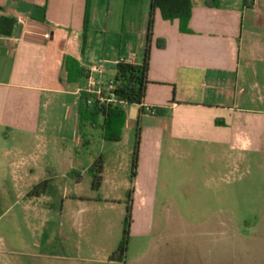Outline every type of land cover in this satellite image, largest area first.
<instances>
[{"label": "crops", "instance_id": "1", "mask_svg": "<svg viewBox=\"0 0 264 264\" xmlns=\"http://www.w3.org/2000/svg\"><path fill=\"white\" fill-rule=\"evenodd\" d=\"M86 2L0 0V19L13 21V26L9 23L3 27L5 34L0 33V133L25 137L19 154L24 146L30 153L49 152V129L56 122L62 129L61 118L68 117L64 109L67 101L71 105L69 118L74 136L80 129L78 104L86 97L87 76L70 83L65 72L67 57L77 60L86 72L91 66L100 65L105 77L114 74L120 59L143 62L151 0H123L121 11L119 0H91L85 32ZM192 4L189 33L181 32L178 20L166 21L159 10L155 13L144 103L156 108L158 114H142L137 106L138 117L131 121L126 111L122 140L118 142L130 139L131 134H135L136 142L139 126L136 178L131 182L129 176L120 174V166L131 170L134 148L127 152L123 164L119 162L118 169L111 157L104 156L101 188L89 196V201L94 202V195H101L102 200L114 206V201L126 202L132 190V234L143 235L153 228L159 197L167 194L170 198L174 181L170 175L175 165L183 163L191 169L187 174L192 184L186 189L191 194L197 190L194 185H199L193 169H198L206 157L217 171L210 178H203L202 190L211 183L219 188L224 182L222 169H234L243 160L237 153L264 152V0H192ZM113 32L132 40L119 49H104L98 54L96 39ZM158 40L165 41L164 48L157 46ZM60 101L64 103L59 104ZM61 107L63 114L59 113ZM31 141L33 147L27 145ZM81 143L77 136L70 155L77 154L75 150ZM14 149H7L6 158ZM95 160L83 168L75 160L65 161L60 175L69 178L72 172H80L79 180L71 178L78 186L85 176H91L87 171ZM15 166L16 162L0 161V200L11 196L13 190L17 199L24 200L28 194L16 186L23 181L24 173ZM216 190L215 199L232 198L231 191L223 194ZM83 199L81 194H75L70 202L87 204L88 200ZM69 229L70 225L61 223L59 236ZM204 231L218 229L205 227ZM56 244L53 254H46L35 263L24 258L28 257L27 252L19 254L7 243L1 244L0 264H71L72 253L81 248L97 249L102 254L94 259L97 264H128L127 257L111 261L108 252L99 250L98 242L77 245L67 238ZM183 245L188 248L189 241ZM153 247L154 243H150L148 251L131 264L153 260L149 256Z\"/></svg>", "mask_w": 264, "mask_h": 264}, {"label": "rangeland", "instance_id": "2", "mask_svg": "<svg viewBox=\"0 0 264 264\" xmlns=\"http://www.w3.org/2000/svg\"><path fill=\"white\" fill-rule=\"evenodd\" d=\"M119 4L121 11L123 0H119ZM114 32L102 34L96 39L94 46L98 54H102L104 49H119L122 44L132 40ZM67 104L68 107L64 109H67L68 117L61 118L62 129L58 122L49 129L47 145L50 147L47 153H30L32 151L24 146L19 154L25 137L13 132L0 133V161L16 162L18 168L14 169L24 173L21 174L23 181L16 186L28 193L27 199L26 196L24 200L17 199V193L13 190L11 196L0 200V245L7 243L19 254L27 252L28 257L24 258L30 263L41 260L46 254H53L60 239L68 238L76 244L98 242L99 250L108 252L111 257L123 238L127 200L114 201L115 205L112 206V202L106 203L101 195L95 194L94 202H90L89 196L93 191L91 176H85L77 186L70 176L60 175V166L65 161L75 160L83 168L92 159L102 157L104 160L106 156L113 159L118 169L127 160V152L134 148L135 134H131L130 139L126 137L120 144L105 142L102 128L86 122L74 136V125L70 124L69 118L71 105L69 101ZM87 108L85 99L80 100L78 111L83 112ZM65 110L61 107L59 113L63 114ZM126 111L131 121L136 120V105L127 106ZM77 136L82 143L75 150L77 154L72 152L70 155ZM28 144L34 145L32 141ZM7 149H14V154L8 158ZM237 155L243 160L234 169H222L224 182L219 184V188L211 183L209 188L202 190L205 179L213 176L217 169L208 157L200 161V167L193 169L199 185H194L197 190L191 194L186 191L192 184L187 174L191 169L183 163L175 165L170 175L174 180L170 198L166 197L167 194L159 197L153 228L143 235L129 234L128 264L148 251L150 243L155 245L149 255L157 262L155 264H264V152ZM120 174L130 178L131 170H123V166H120ZM163 176L164 172L161 178ZM216 189L223 194L231 191L232 198L215 199ZM75 194H81L83 200H88L85 201L87 204H71L70 199ZM61 223L70 225L69 232L63 231L62 237L59 236ZM205 227L218 231L205 232ZM185 230L189 232V238ZM187 241L188 248L183 245ZM48 242L51 244L47 245ZM100 257L102 254L97 249L81 248L72 253L71 264H97L94 259ZM153 260L145 264H152Z\"/></svg>", "mask_w": 264, "mask_h": 264}, {"label": "trees", "instance_id": "3", "mask_svg": "<svg viewBox=\"0 0 264 264\" xmlns=\"http://www.w3.org/2000/svg\"><path fill=\"white\" fill-rule=\"evenodd\" d=\"M192 9V0H151L145 36L143 62L141 64L119 62L114 68V74L110 76L118 84L117 91L115 92L116 97L125 101L127 106L136 105L140 108L142 113L141 106L144 103L147 86L149 84L148 72L156 11L159 10L163 19L166 21L178 20L180 22L181 32L189 33L190 30L188 28V23L191 18ZM90 13L91 0H87L84 21L85 32L88 30ZM9 23L13 26L12 20L4 17L0 19L1 34H5L3 27ZM157 46L159 48H164L165 41L158 40ZM65 72L67 73V80L70 83L77 82L80 78L86 75V71L81 67L79 62L71 57H67L65 60ZM126 119V108L120 106L96 104L93 108L88 107L86 111L79 112L80 129L86 122H89L92 126H100L102 128V138L105 142L118 143L122 140ZM139 145L140 128L138 126L132 157L131 182L134 181L137 176ZM103 168V159L102 157H98L87 171L92 177V190L95 192L99 191L101 188ZM69 176L73 180H79L81 178V173L74 171ZM131 225L132 190L129 192L126 202V218L124 220L123 238L118 249L110 257L111 261H123L126 257Z\"/></svg>", "mask_w": 264, "mask_h": 264}, {"label": "built area", "instance_id": "4", "mask_svg": "<svg viewBox=\"0 0 264 264\" xmlns=\"http://www.w3.org/2000/svg\"><path fill=\"white\" fill-rule=\"evenodd\" d=\"M133 63L128 59H120L116 62ZM87 88L85 90L86 97L85 101L88 107L93 108L96 104L98 105H113L126 108L127 104L125 101L120 100L116 97L115 92L117 91L118 84L111 77H105L104 71L100 65L91 66L87 72ZM142 114L157 115L158 110L145 103L142 104Z\"/></svg>", "mask_w": 264, "mask_h": 264}]
</instances>
